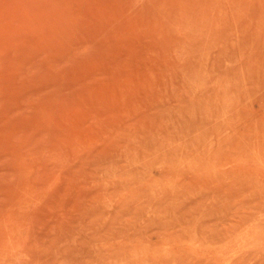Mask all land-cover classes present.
Wrapping results in <instances>:
<instances>
[{
  "label": "rangeland",
  "instance_id": "obj_1",
  "mask_svg": "<svg viewBox=\"0 0 264 264\" xmlns=\"http://www.w3.org/2000/svg\"><path fill=\"white\" fill-rule=\"evenodd\" d=\"M0 264H264V0H0Z\"/></svg>",
  "mask_w": 264,
  "mask_h": 264
}]
</instances>
